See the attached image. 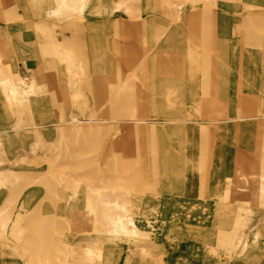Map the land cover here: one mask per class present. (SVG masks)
Listing matches in <instances>:
<instances>
[{"label": "rangeland", "instance_id": "374dc122", "mask_svg": "<svg viewBox=\"0 0 264 264\" xmlns=\"http://www.w3.org/2000/svg\"><path fill=\"white\" fill-rule=\"evenodd\" d=\"M0 43V264H264V0H0Z\"/></svg>", "mask_w": 264, "mask_h": 264}, {"label": "bare ground", "instance_id": "6f19581e", "mask_svg": "<svg viewBox=\"0 0 264 264\" xmlns=\"http://www.w3.org/2000/svg\"><path fill=\"white\" fill-rule=\"evenodd\" d=\"M7 58V47L4 46L3 44L0 43V60L1 61H5ZM35 88V84L33 82L32 85L29 86V89L33 90ZM24 89H25V93H29L28 91V88L24 86ZM242 189H245V190H249V183L246 181L244 186L242 187ZM261 191H264V186L261 185L260 187ZM90 206V204H88ZM91 212V211H90ZM189 218V217H188ZM8 225H9V218L5 219V220H2L0 222V227H1V236L4 237L7 233V228H8ZM129 247V246H128ZM171 247V246H170ZM92 253V252H90ZM141 259V258H139Z\"/></svg>", "mask_w": 264, "mask_h": 264}]
</instances>
